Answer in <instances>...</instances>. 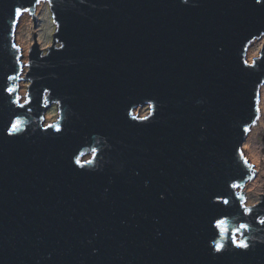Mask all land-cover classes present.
Returning a JSON list of instances; mask_svg holds the SVG:
<instances>
[{
    "label": "water",
    "instance_id": "water-1",
    "mask_svg": "<svg viewBox=\"0 0 264 264\" xmlns=\"http://www.w3.org/2000/svg\"><path fill=\"white\" fill-rule=\"evenodd\" d=\"M41 1L55 32L20 102L15 29ZM261 37L264 0H0V264H264V195L237 192Z\"/></svg>",
    "mask_w": 264,
    "mask_h": 264
},
{
    "label": "rangeland",
    "instance_id": "rangeland-1",
    "mask_svg": "<svg viewBox=\"0 0 264 264\" xmlns=\"http://www.w3.org/2000/svg\"><path fill=\"white\" fill-rule=\"evenodd\" d=\"M38 5H41V9L39 12H37V10H35L36 21L34 23V27H33V20L31 19V16L28 13H23L21 15V17L23 15H26L28 17L29 21L21 27L19 33H20V36H21L23 42H25V44H28L29 42H31L30 43V46H31L33 44V33L35 32V36H34L35 41L37 39H39V41L43 44V46L47 47L51 44L52 35L55 32V24L52 20L51 13L49 11L48 3L46 1H41ZM21 17L19 18L18 24H17L16 29H15V44L17 46H18V44L16 43V31H17V28L19 26V21H20ZM263 42H264L263 37H261L260 39H256L252 42V43H254V49L257 51V54L255 55L254 58L258 57V54H259V51H260V48H261ZM30 46H29V48H30ZM252 60H253V58L247 62L251 63ZM20 61H21V59H20ZM26 63H27V60H26ZM26 70H27L26 65H25V70L22 66V75H21V80L19 82V91H18L20 102L25 101V96H26V91H27V86H28V81H25L23 79L24 72ZM260 106L261 105H260V93H259V100H258V104H257L258 118L255 121V123L260 118L263 119V121H264V112L261 110ZM148 110L149 109L147 106H143V107H139V108L134 109L132 114L136 117H144L148 113ZM47 114L51 117L49 121L45 120V117ZM57 119H58L57 107H56V105H52L45 113L44 120H43V126L53 124L54 122L57 121ZM255 123H254V125H255ZM250 130L247 134L246 139L248 138V136L250 134ZM246 139H245V141H246ZM245 141H244V143H245ZM250 141H252L255 144L257 151L260 152L261 166L264 167V163H263V159H264V128L260 129L255 135L253 134L250 138ZM242 153L244 156L243 145H242ZM88 157H89V155L85 156L83 159H87ZM252 173H253V177H254L255 173L253 171H252ZM258 185H262L263 187L258 189V190L253 191L251 194L250 203L246 205L245 200H244L243 206H246V207L253 206L254 204L258 203L261 200V196L264 195V178H262L260 180ZM243 188L238 189L237 192L241 194ZM242 195H243V193H242Z\"/></svg>",
    "mask_w": 264,
    "mask_h": 264
},
{
    "label": "bare ground",
    "instance_id": "bare-ground-1",
    "mask_svg": "<svg viewBox=\"0 0 264 264\" xmlns=\"http://www.w3.org/2000/svg\"><path fill=\"white\" fill-rule=\"evenodd\" d=\"M40 9H41V5H38L36 7L37 12H39ZM28 21H29L28 17L26 15H23L19 21V26L16 31V43L18 44L20 52H21V63H22L24 70H25V63L27 60V55H28L29 46L31 42H29L28 44H25L19 32H20L21 27L25 25ZM36 43L39 46V48L41 49L46 48L39 41V39L36 40ZM256 54H257V51L254 49V43H251L247 47L246 60L250 61L252 58L255 57ZM260 105H261L260 106L261 110L264 112V84L260 88ZM50 118L51 117L47 114L45 117V120L49 121ZM263 128H264V121L263 119L260 118L255 123V125L251 127L250 134L248 138L246 139L245 143L243 144L244 156L246 157L248 163L252 167L253 172L255 173L254 177L245 184L242 190L243 198L245 200L246 205L250 203L252 192L263 187L262 185H258L260 180L264 178V167L261 166L260 152L257 151L255 144L252 141H250L251 136L253 134L255 135L260 129H263ZM263 163H264V159H263Z\"/></svg>",
    "mask_w": 264,
    "mask_h": 264
},
{
    "label": "snow or ice",
    "instance_id": "snow-or-ice-1",
    "mask_svg": "<svg viewBox=\"0 0 264 264\" xmlns=\"http://www.w3.org/2000/svg\"><path fill=\"white\" fill-rule=\"evenodd\" d=\"M23 11H27V10H23ZM21 14H22V10L21 9H16V16L19 17ZM8 91L11 93L12 91H14V89H8ZM19 124H20V122L17 121L16 124L13 125V130H17L18 127H19ZM234 186H238V185H234ZM223 202L227 203V200H224ZM261 222L264 223V221H261ZM224 223L225 222L223 220L217 221L216 227L221 229V234L223 236H226L227 230L224 228ZM233 243H235L237 247H241V248H247L248 247V245L245 242H243V241L237 242V241L233 240ZM223 247H224L223 244H217L216 248H215V251H218V252L222 251Z\"/></svg>",
    "mask_w": 264,
    "mask_h": 264
}]
</instances>
